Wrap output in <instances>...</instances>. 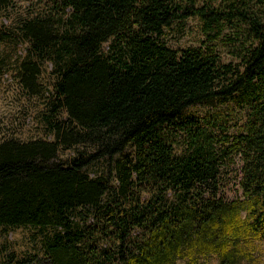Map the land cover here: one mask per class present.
I'll list each match as a JSON object with an SVG mask.
<instances>
[{
  "label": "trees",
  "instance_id": "1",
  "mask_svg": "<svg viewBox=\"0 0 264 264\" xmlns=\"http://www.w3.org/2000/svg\"><path fill=\"white\" fill-rule=\"evenodd\" d=\"M37 1L17 28L29 46L17 81L34 96L51 67L45 135L0 137V239L30 228L36 251L0 244L2 264L252 261L264 242V0ZM188 18L203 40L166 46L163 30ZM199 103L221 109L185 112Z\"/></svg>",
  "mask_w": 264,
  "mask_h": 264
},
{
  "label": "rangeland",
  "instance_id": "2",
  "mask_svg": "<svg viewBox=\"0 0 264 264\" xmlns=\"http://www.w3.org/2000/svg\"><path fill=\"white\" fill-rule=\"evenodd\" d=\"M39 8L37 0H13L10 7L0 12V28L10 35L9 40L0 42V137H13L24 141L42 138L45 135L44 120L49 116L50 91L55 79L51 67L47 62L40 66V74L36 80L39 92L34 96L25 93L17 81V64L29 47L18 36L17 28L22 19ZM198 28L195 19L174 21L163 30L161 40L170 48L197 47L203 40ZM216 50L221 61L230 60L226 49L220 43H217ZM220 109L212 103H199L186 108L185 112L203 116ZM56 117L63 120L65 115L63 112H58ZM182 151L181 140H176L173 143V153L180 154ZM71 154L72 150L59 149L57 159L64 161ZM97 168V164L89 166L87 168L89 176L96 173ZM232 193V190L228 191L227 198H230ZM32 233L30 228H12L4 235L1 232L0 244L13 251L17 258L25 256L36 251ZM196 263L217 264V260L213 256H205L199 257ZM0 264H2L1 257ZM239 264H264V242L257 245L252 261H242Z\"/></svg>",
  "mask_w": 264,
  "mask_h": 264
}]
</instances>
